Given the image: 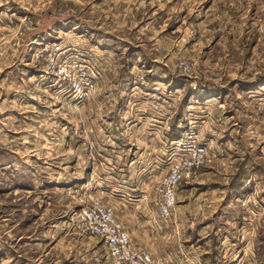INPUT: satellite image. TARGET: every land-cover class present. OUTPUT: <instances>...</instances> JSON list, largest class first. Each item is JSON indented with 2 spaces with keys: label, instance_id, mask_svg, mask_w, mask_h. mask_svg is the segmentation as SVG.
Instances as JSON below:
<instances>
[{
  "label": "rangeland",
  "instance_id": "374dc122",
  "mask_svg": "<svg viewBox=\"0 0 264 264\" xmlns=\"http://www.w3.org/2000/svg\"><path fill=\"white\" fill-rule=\"evenodd\" d=\"M4 1L0 264H114L104 241L81 231L78 214L92 197L109 203L124 173L143 175L140 186L152 187L169 170L167 147L193 129L208 144L209 158L199 180L178 190L224 188L235 168L246 170L244 207L262 209L251 215L261 217L264 236V0H249L251 7L244 0ZM201 2L211 4L208 15L190 16ZM158 15L163 19L144 30ZM56 43L58 62L66 61L72 76L85 71L95 79L83 102L68 82L46 73ZM157 85L165 88L162 95H155ZM146 118L154 128L174 119L179 126L172 140L158 128L163 144L151 172L144 165L155 155L152 148L146 154L133 144L126 154L107 149L104 160L89 144ZM81 143L83 152L76 147ZM111 154L122 158L114 161ZM150 174L152 181L145 179Z\"/></svg>",
  "mask_w": 264,
  "mask_h": 264
},
{
  "label": "crops",
  "instance_id": "0c3cea01",
  "mask_svg": "<svg viewBox=\"0 0 264 264\" xmlns=\"http://www.w3.org/2000/svg\"><path fill=\"white\" fill-rule=\"evenodd\" d=\"M9 1L6 0L3 3L8 4ZM244 2L251 7L249 0ZM157 6L160 8V1ZM211 7V4L203 7L201 2L198 7L189 10L188 14L199 19L201 14L208 15ZM154 11L158 12V10ZM166 14L168 17L164 19L168 20L170 12ZM162 19V15L153 16L146 23L144 30H149L153 20ZM207 19L204 18V20ZM2 47L4 46L1 45L0 48ZM145 60L148 67L153 68V63L147 57ZM144 116L149 119L148 113ZM147 118L142 123H137L136 127L135 122L130 121L126 127L122 126L124 131H121L119 135H117L119 131L114 130V133L112 130V134L109 132V140L105 138L106 141L99 142L104 140L99 136L97 142L92 140L89 144L97 148L96 154L104 160L108 159L104 155L107 149L110 150L108 152L123 150L126 154V149L133 144V148L144 149L146 154L148 149L152 148L155 152L153 162L150 161L153 156H148L144 165V169L151 172L158 162L157 149H160L163 144L162 137H159L157 133L162 130L158 128L164 125L161 122L154 128L151 120ZM177 127L179 126L176 119L169 121V125L163 127L164 136L169 135L171 140L174 139L173 130ZM99 132L103 131L99 130ZM155 133H157L156 136L151 138ZM76 147L78 151L85 150L84 143ZM91 156L96 159V155ZM85 157L90 158L88 155ZM110 157L114 161L122 158L119 154H111ZM104 160L98 161L99 164H102ZM260 164L264 169V160L260 161ZM243 171L246 170L228 174L227 186L224 188H211L205 185L201 188L177 189V206L173 216L167 220L159 215V194L156 190L158 184L156 182L160 181V177L153 179L152 187L148 186L150 184L144 186V183L141 187L139 181L144 180L143 175L124 173L123 179L116 181L114 188L110 190L113 195L109 203L114 207L124 228L132 236L135 245L150 253L153 259L152 264H264L262 220L261 217L257 219L255 214L251 215L253 212H261L262 209L257 211L256 206L249 204L246 208L244 207ZM145 179L152 181L151 174ZM195 179L192 182L199 180V174ZM122 181L130 182L123 184ZM244 210H247V215Z\"/></svg>",
  "mask_w": 264,
  "mask_h": 264
},
{
  "label": "built area",
  "instance_id": "2783aa9c",
  "mask_svg": "<svg viewBox=\"0 0 264 264\" xmlns=\"http://www.w3.org/2000/svg\"><path fill=\"white\" fill-rule=\"evenodd\" d=\"M55 45L57 48L55 57H51L52 54H50L45 61L46 73L55 74L60 80L68 82L77 99L83 102L96 87L95 79L89 78L85 71L79 78L72 76L71 71L67 69L69 65L66 61L63 65L58 62L62 55L61 46L57 43ZM184 67L188 69L190 66L186 63ZM163 89L166 91L164 87L157 85L155 95H162ZM169 92L171 94L173 91ZM167 148L169 170L160 178L156 186L159 194V215L165 220L171 218L175 212L176 191L179 185L194 180L199 170L207 165L209 158L208 145L195 129L183 133ZM78 220L81 231L90 232L104 241L114 264L153 263L150 253L135 245L132 236L124 228L110 203L92 197L90 204L83 207L78 214Z\"/></svg>",
  "mask_w": 264,
  "mask_h": 264
},
{
  "label": "trees",
  "instance_id": "16d2710c",
  "mask_svg": "<svg viewBox=\"0 0 264 264\" xmlns=\"http://www.w3.org/2000/svg\"><path fill=\"white\" fill-rule=\"evenodd\" d=\"M178 85H179L178 82L175 80V83L172 85V88H176ZM186 98L184 99L185 101H186ZM186 103H187V101H186ZM263 263H264V261H263Z\"/></svg>",
  "mask_w": 264,
  "mask_h": 264
}]
</instances>
